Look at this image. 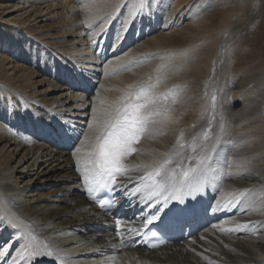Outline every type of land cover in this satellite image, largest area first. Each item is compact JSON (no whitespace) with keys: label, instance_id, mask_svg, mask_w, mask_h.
<instances>
[{"label":"bare ground","instance_id":"bare-ground-1","mask_svg":"<svg viewBox=\"0 0 264 264\" xmlns=\"http://www.w3.org/2000/svg\"><path fill=\"white\" fill-rule=\"evenodd\" d=\"M14 1L24 4L17 11L24 9L28 17L23 23L32 26L15 32L23 34L17 57L22 67L17 66V72L10 76L4 69L7 59L0 63V102L8 100L12 107L8 116L15 128V135H8L3 129L5 121L0 122V218L17 224L24 239L15 242L16 229L0 228V245H12L0 264H264V163L251 164L252 160L233 153L236 150V155L244 156L242 151L252 146L264 153V131L257 137L247 135L232 150L224 129V121L242 128L248 118H253L256 83L240 71L227 75L229 84L236 87L237 114L232 118L209 116L204 108L196 114L190 111L184 123L174 116L173 120L158 117L149 126L150 132L133 145L137 151L122 158L129 170L117 180L124 187L113 191L116 209L105 214L94 202L96 192L89 194V185L82 182L74 148L85 145L81 156L91 150L87 147L91 141H84L83 136L92 137L89 124L93 123V106L99 116L110 111L131 90L129 86H142L129 83L130 74L122 73L127 68L115 65L139 54L136 47L143 38L140 28L148 25L152 12L161 15L168 0H144L148 4L146 12L134 18L130 12L141 0H120L109 8L108 18L98 13L104 6L96 9L85 0ZM186 1L179 0L173 6ZM121 7L128 8L124 17L120 16ZM25 14L20 16L24 18ZM11 21L0 18V31L7 36L14 30ZM151 27L146 32L152 31ZM184 34L178 33L180 40ZM167 36L155 37V45L161 46ZM34 53L39 57L36 61L32 60ZM72 68L87 90L76 86L77 80L67 71ZM151 74H147L145 83L154 82L150 81ZM66 121L76 129L72 141L43 131L48 125ZM209 126L212 132L207 131ZM205 133L207 141L203 140ZM214 139H218V174L201 197L200 211L171 225L183 239L153 251L145 249L141 234L148 226L145 219L152 213V206L131 194L134 183L166 159L173 161L169 168L181 163L195 166L197 160L187 158H200ZM191 231L194 235L190 237ZM28 241L52 255L38 260L27 254L17 257V251L23 252L22 244Z\"/></svg>","mask_w":264,"mask_h":264},{"label":"rangeland","instance_id":"rangeland-1","mask_svg":"<svg viewBox=\"0 0 264 264\" xmlns=\"http://www.w3.org/2000/svg\"><path fill=\"white\" fill-rule=\"evenodd\" d=\"M93 1L96 0H85L86 5L88 3L96 9L104 6V9L102 8L104 11L100 9L98 13L108 18L109 8L117 5L120 0ZM178 1L168 0V5L164 8L166 11L163 10L161 15L151 13L148 25L140 28L143 38L139 44L143 46L136 47L137 51L139 50L137 58L130 57L132 61H121V64L118 62L119 65L115 66L122 69L131 64L126 71H122L124 74H130L132 79L129 83L156 85L153 91L162 97L155 105L161 113L159 118L173 120L177 117L182 123L189 120L190 111L196 114L203 108L205 114L209 116L216 114L220 119H223L221 117L224 115L234 117L237 114L234 109L236 98L233 93L236 87L229 84L227 75L240 71L242 75L253 80L257 86L253 98L256 103H252L251 110L253 118H248L242 128L235 126L231 121H224L226 141L230 142L228 146L233 150L247 135L257 137L264 131V0H187L180 6H173ZM23 6V3L14 0H0V18L11 19L9 23L13 24L15 30L11 31L9 36L0 31V63L3 64L4 59H7V62H4V69L10 76L16 73V67L22 64L17 57L21 52L23 34L16 35L15 32L19 33L21 28L30 24L23 23L25 17H28L26 11L24 9L17 11ZM122 7L120 16L124 17L128 8ZM188 8L189 10L184 13ZM22 14H25L24 18L20 16ZM149 25L153 30L146 32ZM178 33H185L183 39L180 40ZM165 34H168V38L175 36L169 40L164 38L161 46L155 45L154 38ZM33 55L32 60L36 61L39 57L35 53ZM27 68L37 71L33 66ZM149 73H152L149 75L152 76L150 81L155 83L150 81L148 84L145 83ZM27 79L31 80L32 77L28 75ZM239 107L241 105L237 106ZM10 108L12 107L7 99L0 102V122L5 121L7 126L4 125L3 129L8 135H15V128L8 116L11 115ZM240 129L242 132L236 133ZM207 131L212 132L211 127H208ZM252 147L242 151L244 156L236 155V150H233V153L236 157L247 158L248 162L252 160L251 164L264 163V153H259V150ZM41 178L40 180H45Z\"/></svg>","mask_w":264,"mask_h":264},{"label":"snow or ice","instance_id":"snow-or-ice-1","mask_svg":"<svg viewBox=\"0 0 264 264\" xmlns=\"http://www.w3.org/2000/svg\"><path fill=\"white\" fill-rule=\"evenodd\" d=\"M147 7L148 4L141 0L139 7L134 8L130 16L134 18L144 14ZM130 66L131 64L126 65L125 68ZM67 71L76 80L80 75L75 68ZM76 86L87 90L83 80H77ZM129 87L131 90L126 92L110 111H105L98 116L95 114V107H92L94 115L91 120L93 123L89 124L92 137L83 136L84 141H91L87 145L91 150L81 156V148L85 145L81 143L80 147L74 148L73 154L78 160V171L81 173L82 182L89 185L87 188L89 194L100 191L107 194L124 187L117 180L118 176H123L129 170L122 162V158L137 151L133 145L150 132L149 126L155 124L161 115L155 107L162 98L153 91L156 85ZM214 100L215 97H213ZM43 131L48 136L64 141H72L76 134L74 125L67 121L57 125H48ZM208 139L209 136L205 133L203 140ZM217 143L218 139H214L211 145L206 146L200 158L197 159L195 156L187 158L196 159L195 166L184 167L181 163L175 168H169L168 165L173 161L166 159L153 171H147L144 177L138 178L131 194L138 195L141 202L151 204L152 213L145 219L147 225L155 228L157 222L165 223L164 218H167V225H172L200 211L201 197L218 174V169L215 167V156L218 155ZM183 147L184 145H180L181 149ZM247 191L249 190H245ZM98 202L101 206L105 204L111 206L110 200L100 198ZM116 223L119 224L120 221L117 220ZM2 227L16 229L15 242L24 239V233L19 231V226L9 221L7 217L0 218V228ZM237 227H246V225ZM224 230L221 229V231ZM157 234L155 231L152 232L153 236ZM11 246V243L7 246L0 245V259L8 255V249ZM22 249L23 252L17 251V257L27 254L29 258L38 260L42 256L52 255L50 251L35 248L31 241L23 243Z\"/></svg>","mask_w":264,"mask_h":264}]
</instances>
